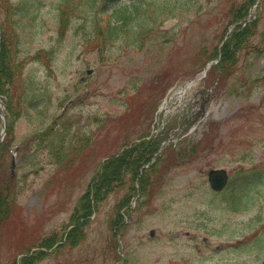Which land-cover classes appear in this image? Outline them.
Instances as JSON below:
<instances>
[{
	"label": "rangeland",
	"instance_id": "obj_1",
	"mask_svg": "<svg viewBox=\"0 0 264 264\" xmlns=\"http://www.w3.org/2000/svg\"><path fill=\"white\" fill-rule=\"evenodd\" d=\"M32 1L17 18L0 7V21L14 24L18 36L14 84L24 94L6 132L21 146L23 159L0 201L10 212L0 227V264L52 240L43 259L32 264H115L110 220L119 209L130 225L119 250L134 264H264L263 240L252 237L264 228V194L258 207L240 209L245 193L264 189L257 184L264 174V1L254 10L251 33L229 76L220 81L213 71L198 79L195 54L211 51L223 29L232 30L231 12L244 0H229L226 21L227 0L196 1L190 20L164 22L157 40L133 53L120 44L127 41L123 37L106 41L98 35L109 14L76 16L60 38L58 0ZM191 79L178 106L169 98ZM203 99L204 114L169 146L164 165L152 170V196L140 190L137 198L126 177L99 203L80 242L53 248L65 241L78 198L108 157L173 134L191 114L192 102ZM212 168L229 174L221 193L209 189Z\"/></svg>",
	"mask_w": 264,
	"mask_h": 264
},
{
	"label": "trees",
	"instance_id": "obj_2",
	"mask_svg": "<svg viewBox=\"0 0 264 264\" xmlns=\"http://www.w3.org/2000/svg\"><path fill=\"white\" fill-rule=\"evenodd\" d=\"M10 1V0H9ZM136 1L131 2L127 6L123 5L125 2H117V0H58V16L61 27H64L65 22L70 17L79 15H87L96 13L100 15L109 14L105 24L100 27L99 36L106 35V39L113 41L119 37L135 38L140 35H146L155 31L156 27L161 21L170 17H181L185 13L194 11L191 6L194 0H144L143 3ZM24 1L17 4L4 1L3 7L6 11L11 12L10 16L23 15L26 10L22 8ZM141 2V0L139 1ZM115 4L111 5V4ZM251 0L240 4L231 12L232 22H236L246 16ZM145 4L144 7L141 5ZM111 9V11H109ZM147 11L150 13L148 14ZM99 16V15H98ZM100 17V16H99ZM101 18V17H100ZM229 18V0L227 3V11L225 14V21ZM2 43L0 50V84L4 80L9 84H13L18 76L19 65L15 60L14 48L18 41V36L13 34V28L9 23H2ZM226 28H224L225 30ZM225 32V31H224ZM250 29L247 27L243 29H236L232 35L226 38L222 43L219 53L220 61L213 69L227 71L229 68V60L233 59L239 43L245 40L250 35ZM122 40V39H120ZM217 48H214L211 58L205 59L202 64L217 56ZM147 151L142 154H136L133 148L124 150L116 157L107 159L101 170L96 174L88 186L86 192L81 196L79 206L74 210L71 220L72 228L67 234V243L74 246L83 238L82 228L88 224L90 216L95 212L97 205L105 196L113 191L122 183L124 174H132L138 169L141 163L145 162ZM6 183L0 182V201L7 194ZM240 199L244 202V206L240 209H245L247 212L251 211L252 207L256 205L257 195L253 193L252 196L245 193ZM12 205H15L11 202ZM229 205V204H228ZM10 212L0 208V227L2 222L9 220ZM11 218V217H10ZM117 217L112 220L114 226ZM113 239L115 240L114 233ZM257 240H263L264 230L256 235Z\"/></svg>",
	"mask_w": 264,
	"mask_h": 264
},
{
	"label": "water",
	"instance_id": "obj_3",
	"mask_svg": "<svg viewBox=\"0 0 264 264\" xmlns=\"http://www.w3.org/2000/svg\"><path fill=\"white\" fill-rule=\"evenodd\" d=\"M226 180V174L223 170H212L209 172V184L214 191L222 190L226 184Z\"/></svg>",
	"mask_w": 264,
	"mask_h": 264
}]
</instances>
